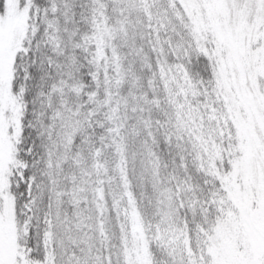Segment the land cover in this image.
I'll return each mask as SVG.
<instances>
[{"label": "snow or ice", "instance_id": "snow-or-ice-1", "mask_svg": "<svg viewBox=\"0 0 264 264\" xmlns=\"http://www.w3.org/2000/svg\"><path fill=\"white\" fill-rule=\"evenodd\" d=\"M0 264H264V0H0Z\"/></svg>", "mask_w": 264, "mask_h": 264}]
</instances>
